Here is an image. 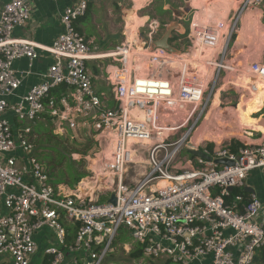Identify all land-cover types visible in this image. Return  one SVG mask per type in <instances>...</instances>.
I'll return each mask as SVG.
<instances>
[{
  "label": "built area",
  "instance_id": "1",
  "mask_svg": "<svg viewBox=\"0 0 264 264\" xmlns=\"http://www.w3.org/2000/svg\"><path fill=\"white\" fill-rule=\"evenodd\" d=\"M70 1L64 31L40 46L13 37L30 21L31 1L0 0V264H103L122 228L132 237L126 250L140 245L145 260L252 264L264 248V202L245 188L251 173L264 178V138L236 149L200 141L196 149L210 160L187 150L223 74L237 70L229 61L243 17L264 12V0H241L230 17L192 20L190 46L178 54L151 49L157 20L145 38L102 51L77 29L92 0ZM40 52L53 64L19 95ZM23 59L29 69L19 73ZM90 63L104 72L112 99L96 90ZM249 72L264 80V63ZM64 86L68 93L55 97ZM46 115L58 134L81 128L99 142L98 172L75 191L53 185L34 156L30 124ZM112 195L115 205L101 203Z\"/></svg>",
  "mask_w": 264,
  "mask_h": 264
},
{
  "label": "rangeland",
  "instance_id": "2",
  "mask_svg": "<svg viewBox=\"0 0 264 264\" xmlns=\"http://www.w3.org/2000/svg\"><path fill=\"white\" fill-rule=\"evenodd\" d=\"M225 1L226 0H220L219 3L225 4ZM229 2H231V0ZM159 3L165 4L166 1L154 0L152 3H149V0H93L91 2V7L93 10H91L90 14L86 18V35H95L96 30L91 28V21L94 23L100 20V22H102L100 23V26L98 25V23L95 24V26L100 27L97 32L99 36L101 35L100 37L98 36L96 40H98L99 44L103 42L101 43L102 46L104 43L110 45V48L107 49V45H104L102 47L104 51H112L114 48L129 39V34H131L129 32H133L137 35V37L132 39L141 40L145 38V35L148 33L153 20H158L159 25V32L156 35V40L161 38L166 30V27L173 23H178V29H181L180 25H183L187 31L190 29L193 18L191 4H183L184 2L182 0H179L177 1V5L172 6V9H177V7H182L183 5L184 8L188 7L189 13L185 14V17L179 20L175 18V16H173L171 10L167 14L159 16L156 11L157 4ZM203 4H206V7L210 6L208 0H203L201 4L202 6L199 5V3L195 4L194 2V6L198 5V7H203ZM222 4H220L219 7H221L223 10L225 6ZM214 5L215 4H211V6ZM164 7L167 8L166 6ZM215 10H217V8L213 10H206L205 12L210 11L209 14L205 13L206 16L208 17L209 15H212ZM225 12L226 9L224 8V13H220L219 18H224L226 16ZM212 16H216V14ZM255 17L258 18L256 19L258 21L259 17ZM162 19L165 20V24H163V22L161 21ZM176 31L174 32L173 36L182 37ZM260 34L264 35L263 30H261ZM103 38L105 39V41ZM240 42H242V40H240ZM245 42L246 44H244ZM173 43L174 41L172 42V45L174 47H178L179 51L187 50L190 46V42L185 40V37H183L180 42L176 41L174 43L175 45ZM244 43H241L244 45V48H246L247 50L248 48L251 49V51H246L245 49L244 53V55L249 57V63L261 61L264 62V51H262L264 47L261 49V52L259 53L260 55L258 54V56H255L254 52L252 51L253 45L250 44V41H244ZM140 45H142V43ZM262 58L263 60H261ZM91 66L92 64H90V67ZM145 66L149 68L151 67L150 63H146ZM245 67L246 68H244V70L246 71L243 70L242 73L239 72L235 75H242L244 72H246L248 73L250 78L253 79V76L250 75L248 71L249 69L247 68V66ZM231 74L232 77H227L226 75L223 81V84L226 83L225 88L223 90H216L215 96H213L215 98H211L209 109L203 115L198 124V130L194 136L196 139H199L200 141L206 140V142L211 141L215 142L218 145H223L227 144V141L232 137H235L232 140L240 139L243 142H247L246 136L248 135H245V131H256L261 133L262 137L264 136V124L263 126H258L257 124H252L249 120H244L241 117L240 112H238V106L235 108L233 114L231 108L234 107V104L238 103L240 95H242L240 103L244 102L243 96L245 94L248 97L250 96L248 95V92L243 88L241 89L238 87V89L241 90H228L230 87L237 88L234 87L235 85H232L233 83L237 84V82L234 81L236 80L234 73ZM255 78L256 77H254V79ZM220 82H222V80H220ZM101 91L106 92L108 94V98L112 99V90H110V88H106V90ZM218 91H221L220 95L218 94ZM219 96L221 103H219ZM213 99L214 101L212 105ZM108 105L109 107H113L112 100L108 102ZM263 108L264 107H262V109ZM263 115L264 111L261 110L256 114H251V117L256 119L257 121L264 122ZM30 125L33 128L32 141L36 145L34 156L44 164L48 173L52 174V182L61 179V174H59V177H57L59 171H67L69 178L71 179L76 175L77 171L83 173V176H85L84 178L92 175V168L96 167L94 164L95 156H97L100 149L99 142L95 137H93V135H90L88 132H86V130H83L81 128H79L75 132L67 128L65 133L61 135L56 132L53 123L50 124L48 120L44 119ZM249 129L251 131H249ZM252 135L254 136V134ZM237 143L239 142L237 141ZM187 154L188 153L186 152L183 153L184 156H187ZM15 155L18 156V154ZM84 178H82L81 180H83ZM64 186H66V188L70 191H75L78 184H76L75 187H70L65 183ZM106 192L108 193V191ZM107 201L108 199L104 197L101 203H105ZM129 243H132L130 232L122 228L119 232V236L116 239L113 252L109 254L103 264H170L166 261L161 260H145L142 257L139 259L132 258V248L131 250L127 251V247L125 246Z\"/></svg>",
  "mask_w": 264,
  "mask_h": 264
},
{
  "label": "crops",
  "instance_id": "3",
  "mask_svg": "<svg viewBox=\"0 0 264 264\" xmlns=\"http://www.w3.org/2000/svg\"><path fill=\"white\" fill-rule=\"evenodd\" d=\"M8 1L9 0H4V2H8ZM30 1H31V8H32V17H31L30 21L24 27L17 28L14 31L13 37L16 39L29 40L31 42H34V43L40 45V46H50L53 44V42L56 40V38L64 31L62 24H61V21H60L61 15H62L63 10L67 6L71 5L72 2L70 0H62L59 2H52L50 0H30ZM153 1L154 0H149V3H152ZM177 1H179V0H171V3H167V1H166L164 6H166L167 8L163 7V9L166 11L171 10V12H172V6L177 5ZM182 1L185 4H191L192 11H193L192 20H194V19L197 20L200 18L205 19V18H208L209 16L212 17V15H214V14H216L215 17L219 18L220 13H224V8L226 9V12H225L226 17H230L234 14V12L236 11V9L238 8V6L241 2V0H231V2H229L230 0H226L224 2L225 4H222V3H219L220 0H218V1L213 0V1H208V3H210V6L207 5L208 7H206V4H203V7H196V6H194V2H195V4H197L198 3V2H196L197 0H187V2L185 0H182ZM211 4H215V5L211 6ZM220 4L225 6L223 8V10L221 7H219ZM158 5L159 4H157V6ZM89 7H90L89 14H90L91 10H93L91 7V3H90ZM182 7H177V9L182 8ZM216 8H217V10H215L214 13L212 15H209L208 17L204 13V9L213 10ZM219 8H221V9H219ZM139 10H141V9H139ZM180 10H183V8ZM255 16L259 17L258 21L256 20L258 18H256ZM263 17H264V12L261 10L249 12L248 14H246L243 17V19L241 21L239 32H238L237 43L234 47L232 57L229 61L230 64L233 63L234 65L237 66V70L235 72L227 71V73H224L223 77L221 79L222 82H219L216 90H223L225 88L226 83L223 84V81H224L226 75H227V77H232L231 73H234V75L239 73V72L242 73L244 68H246L245 66H247V68L249 69L250 65L252 64V62L249 63V57L244 55L246 48H244V45L241 43H244V41H247V42L250 41V44L253 45L252 51L254 52L255 56H258V54L261 52V49L264 47V35L260 34L261 30H263V32H264ZM96 23H98V25L100 26V23H102V22H100V20L97 22H94V23L91 21V25H90L91 28L96 30L94 36L93 35H91V36L86 35V16L77 22V29L88 40L96 43L101 49H103L102 47L104 45L106 46L107 43H104L102 46L101 43H103V42H101L99 44L98 40H96L97 37L99 36L97 30H99V28H100L98 26H95ZM180 28L181 29H178L176 32H178L182 37L173 36L172 40L174 41V43L176 41L180 42L183 37H185V40L188 41L187 36L189 34V30L187 31L183 25H180ZM172 40H171V43L173 42ZM240 40H242V42H240ZM104 41H105V39H104ZM244 44H246V42ZM107 48H110V45H107L106 49ZM176 48L179 50L178 47H176ZM102 51H104V49ZM184 51L185 50L179 51V53H183ZM246 51H251V49L248 48V50L246 49ZM262 51H264V49ZM261 60H263V58ZM53 61H54V59L51 56L40 52L39 59H37L35 62H33V66L31 69L32 74L29 75L27 78H25L23 81V84L19 90V95L26 94L34 85L40 83V81H41L40 76L43 75L48 70V68L53 64ZM260 63H264V62L261 61ZM90 64H92V66L90 67V70L94 76L93 82H94V86H95L96 90L101 91V90H106V88H109V87H107V84L103 81L104 72H101L98 69L96 63H90ZM14 69L19 73L28 71L29 61L26 59L17 61L14 65ZM95 70L97 71V73H95ZM244 71H246V70H244ZM102 73H103V76H102ZM235 79L236 80H234V81L239 82V86H236L237 84L233 83L232 85L233 86L235 85L234 87H237V88L230 87L232 89L229 88L228 90H241L243 88L245 91H247L249 86L253 85L254 83L258 87L259 90L253 95L248 94L250 97H248L245 94L243 96L244 102H242V103H240L242 95L239 94L240 99H239L238 103L234 104V107L231 108V110L233 111V114H234L235 108L238 106L237 107L238 112H240V115L244 120H249L252 124L254 123V124H257L258 126H263L264 122L263 121H257L256 119L252 118L251 114H256L261 110L264 111V108L262 109V107H264V81L261 79H258V78L254 79V77H253V79H251L250 76L248 75V73H246V72H244L242 75L241 74L235 75ZM234 81H232V82H234ZM241 81H242V83H241ZM238 87L241 89H238ZM64 93H66V92H64ZM67 93H68V91H67ZM214 96H215V94H214ZM213 98H215V97H213ZM218 99H219V103H221L220 96ZM213 101H214V99L212 100V105H213ZM249 131H251V130L249 129ZM252 134H254V136ZM245 135H248V136H246V138H247L246 143L247 144L258 143L262 139V134L259 132H256V131H251V132L245 131ZM233 138H235V137H232L227 141L228 143H231L233 145V148L236 149V147L244 144V142L242 140H240V139L239 140H232ZM197 140H199V139H197ZM202 141H205V140H202ZM237 141L239 143H237ZM247 188L253 190V192L252 193L249 192L247 190ZM247 188H245L247 193L256 194L264 202V178H262V175L260 174V172H253L249 175L248 180H247Z\"/></svg>",
  "mask_w": 264,
  "mask_h": 264
},
{
  "label": "trees",
  "instance_id": "4",
  "mask_svg": "<svg viewBox=\"0 0 264 264\" xmlns=\"http://www.w3.org/2000/svg\"><path fill=\"white\" fill-rule=\"evenodd\" d=\"M167 3H171V0H166ZM199 5L202 4V0H197ZM164 7V4L163 3H159V5L157 6L156 8V11H157V14L159 16L163 15V14H167L168 12H170L169 10H164L163 9ZM196 7H198V5H196ZM89 11H90V7H89V10L86 14V18L87 16L89 15ZM206 9H204V13H205ZM163 24H165V21L162 20ZM95 73H97V71L95 70ZM67 91V88L64 86V87H61L59 89H57L53 95H55V97L59 98L64 92ZM220 92L221 91H218V94L220 95ZM44 120H48V122L51 124L53 123L52 119L49 117V116H44L43 118ZM38 122V121H37ZM264 138V136L262 137V139ZM59 174H61V179H58L57 181H54L52 182L53 185H65L68 184L70 187H75L76 184H78L82 178H84L85 176H83V173H80L77 171L76 175L71 179L69 178V175L66 172H63V171H59L58 173V176L59 177ZM52 174H50V177ZM55 177V176H54ZM53 178V177H52ZM235 193H243L246 195V191L245 190H242V189H236L234 190ZM131 256L132 258H136V259H139L142 257V248L140 245H133V248L131 250ZM252 264H264V248H262L261 250H259L256 255H255V258H254V261Z\"/></svg>",
  "mask_w": 264,
  "mask_h": 264
},
{
  "label": "water",
  "instance_id": "5",
  "mask_svg": "<svg viewBox=\"0 0 264 264\" xmlns=\"http://www.w3.org/2000/svg\"><path fill=\"white\" fill-rule=\"evenodd\" d=\"M187 2V0H185ZM188 7L187 8H184L183 10H179V9H172V12H173V15L175 16V18L181 20L182 18L185 17V14H188L189 11H188ZM179 28V25L178 23H173L169 26L166 27V30L164 32V34L161 36V38H159L158 40L154 41L153 44L151 45V49L152 50H155L157 48H162V49H165L167 50L168 52L170 53H173V54H177L179 53V50L177 48H175L172 43H171V40H172V37H173V34L176 30H178ZM200 152V157L202 158H205L207 160H210L211 158L209 156H207L206 154H204L203 152L199 151ZM217 164H226V165H229V166H233V163L230 162V161H227V160H220V161H216ZM229 191H232V188H229L228 189ZM247 190L249 192H253V190L247 188ZM109 203L111 204H116V198L114 195L111 196V198L108 200Z\"/></svg>",
  "mask_w": 264,
  "mask_h": 264
},
{
  "label": "bare ground",
  "instance_id": "6",
  "mask_svg": "<svg viewBox=\"0 0 264 264\" xmlns=\"http://www.w3.org/2000/svg\"><path fill=\"white\" fill-rule=\"evenodd\" d=\"M224 18H226V16H225ZM216 19H221V18L216 17ZM129 33H131V34H129V40H132V38L137 37V35L134 34L133 32H129ZM172 65H175V64L173 63ZM154 76H158V74L155 73ZM256 78L263 80V79L260 78V77H256ZM263 81H264V80H263ZM236 86H239V82H237V85H236ZM257 88H258V87H257ZM258 90H259V89L255 90V91H254V90H251V89H250V86H249L247 92H248V94L253 95V94H255ZM199 143H200V141L197 140L195 137H193V139H192V146L189 147V149L187 150L192 156H202V155H200V152L196 149ZM92 170H96V167H93ZM96 171H97V170H96ZM97 172H98V171H97ZM92 195H93V191H92ZM94 200H95V196H94Z\"/></svg>",
  "mask_w": 264,
  "mask_h": 264
},
{
  "label": "flooded vegetation",
  "instance_id": "7",
  "mask_svg": "<svg viewBox=\"0 0 264 264\" xmlns=\"http://www.w3.org/2000/svg\"><path fill=\"white\" fill-rule=\"evenodd\" d=\"M183 4H185V3H183ZM182 8H184V7H182ZM182 8H179V9H182Z\"/></svg>",
  "mask_w": 264,
  "mask_h": 264
}]
</instances>
